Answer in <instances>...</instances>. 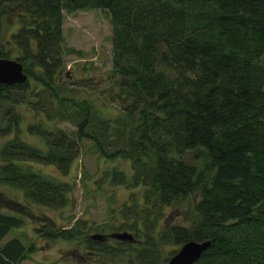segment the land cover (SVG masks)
Wrapping results in <instances>:
<instances>
[{
    "label": "trees",
    "instance_id": "obj_1",
    "mask_svg": "<svg viewBox=\"0 0 264 264\" xmlns=\"http://www.w3.org/2000/svg\"><path fill=\"white\" fill-rule=\"evenodd\" d=\"M88 8L108 13L109 78L121 116L143 113L150 120L134 136L113 126L91 100L55 82V68L67 51L61 11ZM3 17L8 25L16 24L9 34L19 47L14 58L27 79L0 83V103H30L32 84L37 88L34 107L44 106L41 95L46 93L43 111L58 119L74 115L76 124L72 135L28 126L42 136L38 146L17 137L16 110L4 115L0 135L12 131L16 136L0 146V183L19 188L26 204L64 205L72 182L31 169V161L53 163L65 174L79 154V141L86 138L103 158L129 160L132 174L125 178L122 171L111 170V183L140 187L144 206L138 209L132 202L133 220L124 227L135 228L137 236L145 237L140 240L148 242L139 247L126 241L135 248L132 264H156L163 242L179 246L206 238L208 247L191 264H264V57L258 60L264 53V0H0V22ZM0 57L10 56L0 49ZM197 146L207 155L200 170L164 154ZM188 194L196 195L192 208L197 218L189 226L171 223L156 229L162 206ZM138 219L143 226H136ZM21 223L20 216L0 211V239ZM85 226L75 220L55 231L44 226L34 230L77 239ZM88 244L114 253L100 239L89 237ZM28 247L9 237L0 244V264H19Z\"/></svg>",
    "mask_w": 264,
    "mask_h": 264
},
{
    "label": "rangeland",
    "instance_id": "obj_2",
    "mask_svg": "<svg viewBox=\"0 0 264 264\" xmlns=\"http://www.w3.org/2000/svg\"><path fill=\"white\" fill-rule=\"evenodd\" d=\"M15 27L14 21L8 25L5 17L1 19L0 49L12 58L19 53L15 39L9 34V31L14 30ZM110 35L111 24L106 10L88 8L66 11L62 9V45L67 51L59 58L60 63L53 75L57 85L65 87V90L73 88L76 92L75 96L91 100L100 114L110 117L113 126L118 128L123 126L134 136L136 128H140L145 123L148 124L150 120L143 113L134 114L130 118L121 116L119 99L114 95L116 87L109 78ZM263 57L264 53L258 60ZM32 70H36L37 74L40 72L35 66ZM29 81L32 79L30 78ZM30 87L28 96L30 103L24 101L17 105L8 102L0 103V124L4 115L6 117L16 110L20 119L18 126L21 130L17 137L23 141L38 146L43 145L42 136L37 134V129L27 130L30 125L47 127L51 130L58 128L72 135L75 130L76 116L69 115L71 118L58 119L46 114L43 111V107L48 106L46 97L44 98L46 93L41 95L44 106L34 107L31 101L36 99L33 92L37 88L32 84ZM11 133L0 135V146L9 136H16ZM79 142L81 146L79 154L71 162L69 172L65 174L59 172L53 163L31 161V169L53 179L72 182L68 201L64 205L54 207L26 204L19 188L0 183V211L13 213L22 218L20 226L10 229L0 239V244L9 237L16 236L25 247L29 246L24 259L19 264H132L131 260L135 251L132 246L140 247L142 243L148 242L140 240L145 237L142 233L137 236L135 228L124 227L127 222L133 220L132 202H136L138 209L144 206L143 197L139 194L140 187L127 185L125 182L111 183L109 181L110 171L114 169L125 173V178L132 174L129 160L122 156L103 158L94 151L89 139L82 138ZM164 154L187 161L198 170L207 164V155L200 146L180 152L167 149ZM195 197V194H188L175 204L163 205L161 213L156 215L155 228L161 230V227L171 223L189 226L197 218V213L192 208ZM23 206L26 208L24 209ZM75 220H83L86 225L81 230L82 235L77 239L48 237L34 230L36 227L44 226L48 230L55 231L58 227H66ZM117 225L122 227L117 228ZM136 226H143L141 219L137 220ZM116 230L129 231L132 234V240L111 236V233ZM93 232L103 234L100 242L105 248H111L114 251L113 254L89 248L88 236ZM126 241H129L132 246H129ZM177 247L173 242H163L158 251L156 264Z\"/></svg>",
    "mask_w": 264,
    "mask_h": 264
},
{
    "label": "water",
    "instance_id": "obj_3",
    "mask_svg": "<svg viewBox=\"0 0 264 264\" xmlns=\"http://www.w3.org/2000/svg\"><path fill=\"white\" fill-rule=\"evenodd\" d=\"M27 74L23 70L19 60L8 57H0V83L12 84L26 80ZM101 233H91V238H102ZM111 236L118 239L132 240V234L126 230L114 231ZM210 240L188 239L182 242L178 248L167 258L164 264H191L208 247Z\"/></svg>",
    "mask_w": 264,
    "mask_h": 264
}]
</instances>
